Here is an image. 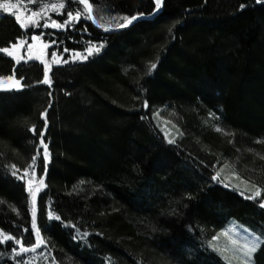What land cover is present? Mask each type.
I'll return each instance as SVG.
<instances>
[{
	"label": "trees",
	"instance_id": "16d2710c",
	"mask_svg": "<svg viewBox=\"0 0 264 264\" xmlns=\"http://www.w3.org/2000/svg\"><path fill=\"white\" fill-rule=\"evenodd\" d=\"M61 2L0 0L21 15ZM89 2L95 22L63 30L44 20L63 22L82 5L49 8L29 29L0 9V47L41 32L58 41L52 50L107 43L88 61L54 66L52 85L39 83V61L16 64L0 53V76L14 72L25 85L0 91V236L19 239L28 228L26 246L35 242L26 186L45 116L51 162L45 175L40 149L31 177L48 185L38 195V224H48L49 210L62 217L27 254L0 240V264H227L209 242L230 219L261 238L252 260L264 264V0H165L159 14L107 33L100 23H122L153 3ZM161 114L179 129L175 143L159 129ZM225 165L261 195L209 187Z\"/></svg>",
	"mask_w": 264,
	"mask_h": 264
},
{
	"label": "snow or ice",
	"instance_id": "6c2138e0",
	"mask_svg": "<svg viewBox=\"0 0 264 264\" xmlns=\"http://www.w3.org/2000/svg\"><path fill=\"white\" fill-rule=\"evenodd\" d=\"M153 3V7L151 12H143V11H137L135 14L131 15H125L123 16V22H115V23H108L105 25L104 23H100L98 27L102 30H104L106 33L111 31H121L130 28L135 23L139 21H143L145 18H150L152 16H155L159 14V12L162 10L165 4V0H151ZM70 3H76L78 5L83 6V11H67V19H64L63 22H60L58 19H50V22L48 19L44 20V27L48 28L51 27L52 29H60L63 30L66 27L69 26H76L81 21H85V23L88 20H91L95 22V18L92 15L93 7L92 4L89 2V0H67V3L61 2L59 4H51L46 5L44 8L40 10V12L33 11L30 15L25 13V15H21L19 9V5L14 3H0V9L3 10L4 13L12 14L15 12V20L20 24L21 28L23 29H29L32 27H38L39 21L41 17H48V9L52 12L56 13H62L63 10L66 9L67 5ZM245 7V5H241V8ZM83 32H87V26L82 30ZM45 35V33L41 32L39 35L33 34L31 36L32 43H27L26 38H18V42L12 43L11 47H0V53L7 54L8 57H13L17 64H19L21 61H24L25 59L29 60H35L39 61L43 65V79L42 81H39V83L52 85L53 81L50 78V72L54 66L59 65H67L69 63H77V62H85L91 59L93 56H96L104 50L105 47H107V43L102 42L97 46L96 44L89 42L88 46L84 48L82 51L76 50V49H68L67 47H64L62 51L59 50H52L50 52L51 59H48L49 56V50L54 48L58 41L51 40L46 42L42 39V37ZM27 48V56L21 54L20 49L23 47ZM71 52L72 54L65 58V54ZM158 68L157 63H152L151 67L149 69L150 74L154 73V70ZM24 77L17 78L15 75H8V76H0V89L3 90H22L25 85L22 83V80ZM144 108L148 107V102L145 101ZM47 111V110H46ZM41 116H45V113H41ZM48 121L45 116L44 121V128L43 130L39 131L38 135L40 137L39 144L37 145V155L32 157L33 160V171L29 173V178L27 179V186L26 191L30 196L31 201V233L34 234L35 242L30 243L26 246L25 243V237L29 234V229H24V236L21 238H17L15 235H10L8 233H5L3 236H0V240H3L5 243H8L10 241H14V244L18 246L12 247L11 251L14 254L20 255V254H27L30 251L37 250L42 245L46 244V240L43 236V232L46 228H50L53 221L61 222L62 217L56 213L54 210H49L47 212V219L48 224L45 226H40L38 224V207H37V201H38V195L45 190L48 185L45 183L44 177H40L38 186L37 183L34 181L32 176L35 175V165L40 160L41 153L40 149H43L42 156H43V171L45 175L48 172L50 162H51V153L49 150V143L45 142V137L48 130ZM32 134L35 136L37 135V126H33L31 129ZM167 135V134H165ZM169 143H175L174 140L169 141ZM15 167V165H13ZM25 173H28V169H24ZM13 176H17V173L14 171L12 173ZM221 174L220 172H216L214 175L210 178V184L209 187L214 186L215 184L222 185L224 187L231 188L233 187L231 184H225L224 180L220 178ZM19 180H24L25 176L20 175L17 177ZM241 195H244V193H241ZM261 195V189L256 188L255 192L252 196L247 197L248 199H256V197H259ZM69 225L62 224V227L67 228ZM71 227L75 228L76 226L74 224L71 225ZM87 235V233H85ZM215 237H213V240ZM234 243H238V241H234ZM213 248H215V245H212ZM258 250V244L255 240H253L250 243L244 244L242 247H239L238 251L244 256V257H252L253 254ZM17 264H19V261H17Z\"/></svg>",
	"mask_w": 264,
	"mask_h": 264
},
{
	"label": "rangeland",
	"instance_id": "374dc122",
	"mask_svg": "<svg viewBox=\"0 0 264 264\" xmlns=\"http://www.w3.org/2000/svg\"><path fill=\"white\" fill-rule=\"evenodd\" d=\"M26 41L27 43H32L31 38ZM16 42H18V39ZM8 47H11V44ZM20 51L21 54L27 56L26 46L20 49ZM51 51L52 49L50 50V52ZM11 58L16 63L15 59L13 57ZM48 59H51L50 55L48 56ZM28 61L30 60L25 59L21 62ZM11 75H15L14 72ZM0 91L10 90L0 89ZM156 118L159 124V129L163 133L165 139L167 141H175L180 133L177 126L173 122H171V119H168L165 114L158 115L156 116ZM216 172H220V178L224 180L225 184H231L233 186L230 189H234L239 193H244L245 196H252L256 188H259L258 186H254L247 180L243 179L236 171H233V169H227L226 165L224 167L218 168ZM214 237L215 239L213 240L212 238L209 242V245L218 255H220V257L227 264H254L252 257H244L238 251L239 247H242L244 244L250 243L253 240L256 241L258 246L261 242V238L247 226L239 223L234 219H230L225 225V227L221 231H219ZM234 241H238V243H234ZM212 245H215L216 247L213 248Z\"/></svg>",
	"mask_w": 264,
	"mask_h": 264
},
{
	"label": "bare ground",
	"instance_id": "6f19581e",
	"mask_svg": "<svg viewBox=\"0 0 264 264\" xmlns=\"http://www.w3.org/2000/svg\"><path fill=\"white\" fill-rule=\"evenodd\" d=\"M99 30H101V31H104V30H102V29H100L99 27H97Z\"/></svg>",
	"mask_w": 264,
	"mask_h": 264
}]
</instances>
